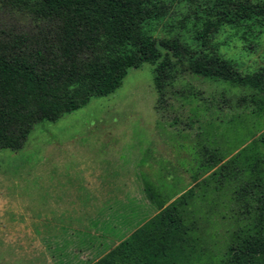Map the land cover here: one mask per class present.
<instances>
[{
    "label": "trees",
    "instance_id": "obj_1",
    "mask_svg": "<svg viewBox=\"0 0 264 264\" xmlns=\"http://www.w3.org/2000/svg\"><path fill=\"white\" fill-rule=\"evenodd\" d=\"M176 3L202 24L195 44L154 33ZM225 24L244 28L241 38L256 25L264 32V0H0V149L20 150L36 123L113 93L146 62L156 110L189 105L187 122L201 103L219 110L215 138L195 154L201 170L192 184L182 187L164 165L153 172L148 158L128 163L155 213L90 264H264V66L244 73L218 51L211 38ZM186 76L215 83L221 98L204 97ZM240 119L251 122L243 125L248 137L233 146L229 134Z\"/></svg>",
    "mask_w": 264,
    "mask_h": 264
},
{
    "label": "rangeland",
    "instance_id": "obj_2",
    "mask_svg": "<svg viewBox=\"0 0 264 264\" xmlns=\"http://www.w3.org/2000/svg\"><path fill=\"white\" fill-rule=\"evenodd\" d=\"M193 18V10L185 3H176L156 24L154 33L160 37L178 35L182 41L195 44L193 30L202 24ZM260 29L263 28L258 25L251 31L246 29L245 38H241L244 28L221 25L211 43L239 70L253 73L264 66V32L258 34ZM185 81L204 97L211 99L213 94L221 98L219 86L209 80L186 76ZM156 100L153 65L146 62L129 69L113 93L92 98L56 122L36 123L20 150L0 149V264H54L41 238L43 234L37 233L49 206L44 205V184L52 181L50 172L54 167V177H84L93 184L97 181L92 170L98 172L97 164L129 166L135 157L141 156L148 158L153 172L168 168L170 171L164 173L181 177L182 187L192 184V174L201 170L195 154L215 138L212 132L216 129L210 132V128L219 110L211 103H201L197 119L193 117L187 122L191 115L189 105L174 101L173 107L156 110ZM222 120L224 127L219 132L226 140L227 120ZM235 122L238 127L229 134L233 146L248 137V129L243 125L251 123L242 119ZM179 159L185 163L183 166ZM141 168L146 170L147 166ZM129 169L133 171L131 166ZM132 187L135 188L134 184Z\"/></svg>",
    "mask_w": 264,
    "mask_h": 264
},
{
    "label": "crops",
    "instance_id": "obj_3",
    "mask_svg": "<svg viewBox=\"0 0 264 264\" xmlns=\"http://www.w3.org/2000/svg\"><path fill=\"white\" fill-rule=\"evenodd\" d=\"M97 166V173L92 170L97 181L93 184L84 177L71 180L67 176L63 180L62 175L44 184V205L49 206L37 233L43 234L42 239L53 238L63 245L57 251L45 243L54 264L94 262L128 236L137 219L155 213L150 212L143 185L129 166Z\"/></svg>",
    "mask_w": 264,
    "mask_h": 264
}]
</instances>
